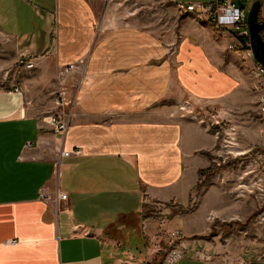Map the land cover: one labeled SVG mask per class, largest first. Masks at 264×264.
I'll list each match as a JSON object with an SVG mask.
<instances>
[{
	"label": "crops",
	"instance_id": "crops-1",
	"mask_svg": "<svg viewBox=\"0 0 264 264\" xmlns=\"http://www.w3.org/2000/svg\"><path fill=\"white\" fill-rule=\"evenodd\" d=\"M32 1L0 0V264H162L174 240L177 264H253L264 122L251 62L228 49L237 32L187 13L170 60L171 34L108 23L113 0L104 19L102 0ZM61 91L72 106L56 103ZM182 100L204 115L180 117Z\"/></svg>",
	"mask_w": 264,
	"mask_h": 264
},
{
	"label": "rangeland",
	"instance_id": "rangeland-1",
	"mask_svg": "<svg viewBox=\"0 0 264 264\" xmlns=\"http://www.w3.org/2000/svg\"><path fill=\"white\" fill-rule=\"evenodd\" d=\"M2 2H4V0H2ZM32 2L34 4H37V1L35 0H33ZM112 2H113L114 10H113V14L109 16L108 23L110 25L140 26L143 29L155 31V33L158 34V36L162 38L164 36H167V34H171L172 38L174 37L173 42L167 45L166 53L170 60L174 59L176 51H177L178 42L181 37L180 31L187 24H188V27H189V24H191V19L187 17L186 12L181 11L174 4L172 0H113ZM104 4H105V0H102L100 1V5L98 6L99 16H101L102 19H104L105 17ZM251 5H252V2H249L247 6L248 11ZM248 11H247V14H248ZM260 18L264 20V0L262 1V10L260 13ZM19 22L20 23L22 22V18L19 19ZM211 28L214 29L216 33H219L220 36L222 37H223L224 32H226L223 29L219 30L212 26ZM226 35L229 40L232 38L230 33H226ZM172 104H173L172 109H174L175 112H177V114L180 115V117H187V116L201 117L204 115L203 112L205 109L192 107L193 104L190 101L182 100L180 103L172 102ZM257 109H258V105H257ZM257 115H258V110H257ZM246 193L248 192L246 191ZM261 195H262L261 190L256 186L253 189V193L251 194V196L253 199L258 200L259 205L264 208V200L261 199L262 197ZM259 212H261L260 207L258 208V210L254 212L253 216L257 215ZM257 216L258 217L262 216V213H259ZM249 220L245 222L238 221L236 223L235 225L236 234L238 235L241 234V232L244 230V228L249 223ZM256 227L260 228L258 224L256 225ZM263 240H264V235H263ZM254 241H255V244L257 245L261 243L260 239L254 240ZM253 250H254L253 251L254 256L252 258L253 264H264V247L258 246L257 248H253ZM161 257L157 259V264H161L160 263ZM244 258L245 257L243 255H241V258L229 255L223 258L222 262L223 264H240V263H243ZM212 260L210 261L206 260L204 263L211 262Z\"/></svg>",
	"mask_w": 264,
	"mask_h": 264
},
{
	"label": "built area",
	"instance_id": "built-area-1",
	"mask_svg": "<svg viewBox=\"0 0 264 264\" xmlns=\"http://www.w3.org/2000/svg\"><path fill=\"white\" fill-rule=\"evenodd\" d=\"M238 1H242L246 4L242 9L238 5ZM253 0H216L213 3H200V4H182L179 5V9L186 13H195L199 19L205 21L208 25H211L219 30L232 29L237 32L234 43L228 46L229 50L238 51L244 60L251 62L250 73L256 80L258 85V91L260 93L258 98V117L264 122V67L255 60L253 51L251 48L249 32L247 27V11L248 3ZM20 65H23L27 69H31L34 66V62L21 56L18 60ZM75 65H68L66 70L74 69ZM64 91H61L57 95L56 103L60 107L72 106L73 102L66 100ZM69 119L65 115H56L50 117V125L52 126L56 134H64L69 128ZM64 156H69V152L63 153ZM46 197V195H42ZM58 199L66 200V196L58 195ZM181 236L180 231L175 230L171 233V237L179 239ZM176 240L173 242L172 250L167 254L162 264H177L182 259L185 252L178 248ZM196 259L205 262L206 260H212L213 257L202 251L196 250L194 252Z\"/></svg>",
	"mask_w": 264,
	"mask_h": 264
},
{
	"label": "water",
	"instance_id": "water-1",
	"mask_svg": "<svg viewBox=\"0 0 264 264\" xmlns=\"http://www.w3.org/2000/svg\"><path fill=\"white\" fill-rule=\"evenodd\" d=\"M263 0H253L248 11L246 22L254 58L264 67V20L260 18ZM238 5L244 9L246 4L238 1Z\"/></svg>",
	"mask_w": 264,
	"mask_h": 264
},
{
	"label": "trees",
	"instance_id": "trees-1",
	"mask_svg": "<svg viewBox=\"0 0 264 264\" xmlns=\"http://www.w3.org/2000/svg\"><path fill=\"white\" fill-rule=\"evenodd\" d=\"M263 38H264V32L262 33ZM215 167L214 166H210L209 168H207L206 170H202L200 172V176H211L214 172H215Z\"/></svg>",
	"mask_w": 264,
	"mask_h": 264
}]
</instances>
